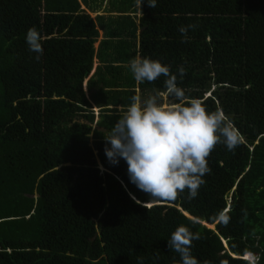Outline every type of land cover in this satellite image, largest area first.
<instances>
[{
	"label": "trees",
	"instance_id": "16d2710c",
	"mask_svg": "<svg viewBox=\"0 0 264 264\" xmlns=\"http://www.w3.org/2000/svg\"><path fill=\"white\" fill-rule=\"evenodd\" d=\"M110 4L119 16L93 20L98 0H0V264H181L167 245L180 225L201 236L199 264H247L246 251L264 264V0ZM136 56L169 66L187 99L222 109L243 136L234 151L215 146L194 199L149 201L105 154L132 96L177 102L164 76L134 80Z\"/></svg>",
	"mask_w": 264,
	"mask_h": 264
},
{
	"label": "clouds",
	"instance_id": "9594fccd",
	"mask_svg": "<svg viewBox=\"0 0 264 264\" xmlns=\"http://www.w3.org/2000/svg\"><path fill=\"white\" fill-rule=\"evenodd\" d=\"M144 2L135 0V6L142 11ZM147 4L155 8L156 0H147ZM195 27L194 24L179 27L184 36L182 42H187L188 30ZM25 40L39 61L43 48L41 34L35 26L27 30ZM129 67L137 83H151L164 76L165 90L177 102L163 106L159 93L146 99L132 96V103L104 136L110 145L105 147V154L112 163H118V158L126 161L130 181L149 194V201L173 202L185 189L188 199H194L205 183L203 177L211 173L207 157L215 146L223 144L228 151H234L243 143V136L222 109L208 112L202 99H187L169 66L159 60L136 56L129 61ZM178 72L181 77L186 75L183 66ZM216 218L225 225L230 219L223 212ZM200 238L199 233L180 225L171 233L167 245L179 255L181 264H199L191 248L192 241ZM244 259L247 264L258 261L251 251L244 253Z\"/></svg>",
	"mask_w": 264,
	"mask_h": 264
},
{
	"label": "crops",
	"instance_id": "0c3cea01",
	"mask_svg": "<svg viewBox=\"0 0 264 264\" xmlns=\"http://www.w3.org/2000/svg\"><path fill=\"white\" fill-rule=\"evenodd\" d=\"M98 2H99V7L94 11V18H92L93 20L97 17V16H103V17H105V18H108V17H111V16H119L118 14H120V13H118L117 11V9H116V7L117 6H115V5H112L111 6V4H110V2H111V0H98ZM82 7V9H84V10H86L85 9V7L84 6H81ZM87 13L89 14V16H90V14H91V12H88L87 11ZM137 15V17H139V14L138 13H136ZM101 33V32H100ZM100 35H102V33L100 34ZM95 61H97L98 62V60L97 59H95ZM97 66H98V64H97ZM96 68V67H95Z\"/></svg>",
	"mask_w": 264,
	"mask_h": 264
},
{
	"label": "rangeland",
	"instance_id": "374dc122",
	"mask_svg": "<svg viewBox=\"0 0 264 264\" xmlns=\"http://www.w3.org/2000/svg\"><path fill=\"white\" fill-rule=\"evenodd\" d=\"M82 8V7H81ZM90 18L92 19V18H94V14L93 13H91L90 14ZM101 33L99 32V39L97 40V43H95V45H94V47L95 48H97V46H98V42H99V40L101 39V35H100ZM97 64H98V62L97 61H95L94 60V65H93V72H94V69H95V67L97 66ZM84 90H86V84H84ZM87 91V90H86ZM85 91V92H86ZM86 95H88V94H86ZM163 98H164V101H163V106H168V103L165 101V96L163 95ZM94 110V112H95V114H96V116H97V114H98V110L97 109H93ZM213 228V227H212Z\"/></svg>",
	"mask_w": 264,
	"mask_h": 264
}]
</instances>
